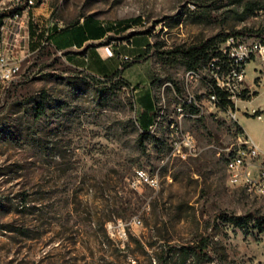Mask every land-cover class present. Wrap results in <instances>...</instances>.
Wrapping results in <instances>:
<instances>
[{
    "label": "rangeland",
    "instance_id": "obj_1",
    "mask_svg": "<svg viewBox=\"0 0 264 264\" xmlns=\"http://www.w3.org/2000/svg\"><path fill=\"white\" fill-rule=\"evenodd\" d=\"M36 14L44 29L113 25L121 74L79 70L32 30L37 49L0 88V264H264V193L233 185L226 166L240 136L264 151V59L246 66L237 120L174 52L237 30L263 40L264 0H45ZM188 136L198 151L184 155L174 140ZM183 247H196L185 263Z\"/></svg>",
    "mask_w": 264,
    "mask_h": 264
},
{
    "label": "built area",
    "instance_id": "obj_2",
    "mask_svg": "<svg viewBox=\"0 0 264 264\" xmlns=\"http://www.w3.org/2000/svg\"><path fill=\"white\" fill-rule=\"evenodd\" d=\"M38 6L41 5H35V0H0V88L8 86L19 75L26 58L37 49L32 46L36 42L32 38V30L35 29L37 35L44 32L48 36L52 27L57 24V21L52 20L45 29L42 28V20L36 17ZM46 36L42 44L49 42ZM255 57L264 59L263 40H248L242 36L229 35L220 43L216 55L200 69H189L186 74L192 77V80H208L209 101L212 103L219 104L218 94L213 91L215 87L225 91L229 100L226 109L239 120V104L243 101L242 94L246 85V66ZM123 58L127 60L129 56ZM192 105L201 107L197 98L192 101ZM178 107L185 115V107L181 104ZM251 113L258 119L263 116L257 108H253ZM150 127L154 128L153 125ZM183 145L188 149L183 152L184 155L198 151L191 136L174 140V148L178 152H181ZM232 149H237V156L226 161L229 181L233 185L243 187L250 195H253V190L264 192V151L249 135L240 136ZM137 173L139 180H144L152 186L158 184L156 177L144 170H138ZM140 222V219L136 220V223ZM118 232L120 238L127 237L126 224L122 221L119 223Z\"/></svg>",
    "mask_w": 264,
    "mask_h": 264
},
{
    "label": "crops",
    "instance_id": "obj_3",
    "mask_svg": "<svg viewBox=\"0 0 264 264\" xmlns=\"http://www.w3.org/2000/svg\"><path fill=\"white\" fill-rule=\"evenodd\" d=\"M42 6L36 8V13L42 10ZM102 25L105 23L103 22ZM83 28L84 21L82 20L70 29L56 33L52 38L65 51L67 61L77 69L97 77L111 75L120 69L121 53L113 48L111 43L105 42L108 33L112 31H108L105 35H102L99 30L94 32V20L91 28H86L88 30L86 36L81 33ZM57 29L60 27L58 26ZM149 120L150 118L146 120L147 123Z\"/></svg>",
    "mask_w": 264,
    "mask_h": 264
},
{
    "label": "trees",
    "instance_id": "obj_4",
    "mask_svg": "<svg viewBox=\"0 0 264 264\" xmlns=\"http://www.w3.org/2000/svg\"><path fill=\"white\" fill-rule=\"evenodd\" d=\"M257 9L256 5H250L249 10L250 11H255ZM140 17L137 18H130L128 19L126 22L121 21L118 22L116 25H119L120 27L118 29H121V32H124L126 30H128L130 27L134 26L135 24H137V22L140 20ZM94 20V32L96 31H100L102 35H105L108 31H111L112 28L114 27L113 25H102V21H100L99 19H96L92 16H88L85 17L83 19L84 21V28L82 29L81 33L83 35H87L88 34V30L86 29L91 28V24ZM79 23V22H78ZM77 23V24H78ZM70 25V26H63L60 27V29H57L58 25H54L52 27V31L49 33L48 36L45 35L44 32L40 33L38 36L40 37H44L46 36L47 39L50 41V38H53V36L60 32L63 31L65 29H70L71 27L77 25ZM252 33H250L249 30H237V31H233V32H228L226 34H220L218 36L215 37H211L208 38L206 40H203L199 43L193 44L187 48H178L176 50H174V52H177L183 59L185 65L187 66L188 69H200L213 55H216L218 53V48L221 42H223L229 35H237V36H241V35H250ZM259 35L263 36L262 33H259ZM264 38V36H263ZM87 39V38H85ZM264 41V39H263ZM57 50H62V48L57 44L56 46ZM121 74V69H117L116 71H114L111 75H106V76H118ZM104 76V77H106ZM126 83L129 84V82L126 81ZM214 92H216L218 94L219 97V105L222 108H227L228 104H229V100L227 99V95L225 93V91L215 87ZM37 108V114L40 116L42 114H44L45 112V104L43 102H39L36 106ZM153 110V106L150 107L149 111ZM148 111V112H149ZM147 114H142V124H147ZM147 133L148 132H144L141 133V140L144 141V139L147 137ZM240 219V218H238ZM201 249H203V247H201ZM192 250H196V247H183L180 249V253H181V260L183 263H185L187 261V258L190 254V252Z\"/></svg>",
    "mask_w": 264,
    "mask_h": 264
},
{
    "label": "bare ground",
    "instance_id": "obj_5",
    "mask_svg": "<svg viewBox=\"0 0 264 264\" xmlns=\"http://www.w3.org/2000/svg\"><path fill=\"white\" fill-rule=\"evenodd\" d=\"M44 1L45 0H35V5H42ZM36 17H37V14H36ZM236 156H237V153L234 156H232L230 159H235ZM253 191H257L259 193H264V192H261V190H253Z\"/></svg>",
    "mask_w": 264,
    "mask_h": 264
}]
</instances>
